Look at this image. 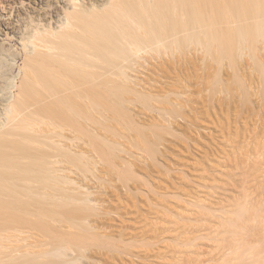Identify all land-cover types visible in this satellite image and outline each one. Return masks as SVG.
<instances>
[{"label":"rangeland","instance_id":"374dc122","mask_svg":"<svg viewBox=\"0 0 264 264\" xmlns=\"http://www.w3.org/2000/svg\"><path fill=\"white\" fill-rule=\"evenodd\" d=\"M255 36L220 60L197 58L200 43L176 46L172 60L112 79L116 91L77 94L76 124L63 126L75 131V153L44 172L47 190L19 186L0 201V264H264V39Z\"/></svg>","mask_w":264,"mask_h":264},{"label":"bare ground","instance_id":"6f19581e","mask_svg":"<svg viewBox=\"0 0 264 264\" xmlns=\"http://www.w3.org/2000/svg\"><path fill=\"white\" fill-rule=\"evenodd\" d=\"M252 35L264 39V0H0V201L19 186L47 190L44 172L75 153L63 126L76 124L80 92L116 91L112 79L139 77L136 64L189 43L205 47L197 58L224 59Z\"/></svg>","mask_w":264,"mask_h":264}]
</instances>
